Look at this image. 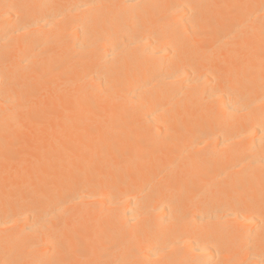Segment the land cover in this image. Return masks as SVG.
Returning <instances> with one entry per match:
<instances>
[{
    "label": "bare ground",
    "instance_id": "1",
    "mask_svg": "<svg viewBox=\"0 0 264 264\" xmlns=\"http://www.w3.org/2000/svg\"><path fill=\"white\" fill-rule=\"evenodd\" d=\"M0 264H264V0H0Z\"/></svg>",
    "mask_w": 264,
    "mask_h": 264
}]
</instances>
